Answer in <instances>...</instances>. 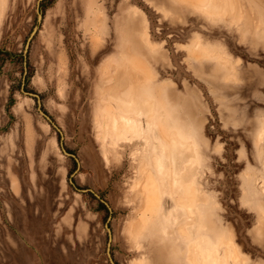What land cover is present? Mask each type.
I'll use <instances>...</instances> for the list:
<instances>
[{
    "label": "rangeland",
    "instance_id": "obj_1",
    "mask_svg": "<svg viewBox=\"0 0 264 264\" xmlns=\"http://www.w3.org/2000/svg\"><path fill=\"white\" fill-rule=\"evenodd\" d=\"M234 1L5 0L0 264H264V0ZM130 65L160 105L131 138L104 75ZM174 128L191 182L148 189Z\"/></svg>",
    "mask_w": 264,
    "mask_h": 264
},
{
    "label": "bare ground",
    "instance_id": "obj_2",
    "mask_svg": "<svg viewBox=\"0 0 264 264\" xmlns=\"http://www.w3.org/2000/svg\"><path fill=\"white\" fill-rule=\"evenodd\" d=\"M198 1H200L198 3V7L202 8V10H204L206 12L205 13L206 15L214 17V18H215V16L225 18L226 16H229L230 13L232 16L233 12H237V7H239L238 4H236V2L234 0H198ZM238 9H240V8H238ZM241 12H239V13H241ZM234 17H235V15H234ZM239 17H238V19H240ZM236 18H237V15H236ZM114 67H115V69H117V71H114V73H112L108 70L104 71L105 72L104 73L105 78L111 79L109 91L112 90L111 92L114 91V93H115V94H112L113 96L110 95L111 97H109V100L114 102L119 109V112H116L115 116L112 115L113 113L111 114V117L113 116V118L112 119L110 118V124L107 123L108 124L107 126H109V128H108L109 132L113 136H118L121 133V131L125 135H127V137L130 136V138L134 137V136L137 137L139 135L143 136L145 134V132L147 131V129H150L154 126L153 118L156 116V110L158 109L157 106L159 107L160 105H158L156 103L157 101L154 99V97H152V95H148L146 93H143L141 96H139L138 87H137L136 83H140V81H142L143 78L141 77L142 75L136 69V67L130 65L131 68L126 69L125 67L121 66L122 69L124 68L123 70L118 69L120 67H116V66H114ZM137 76H138V78H139V76L141 78L138 79ZM129 81L132 82L131 85H129ZM156 104H157V106H156ZM161 112H162V115L160 116L161 125L162 124L165 125L164 124V116L166 117V115H165L166 113H164L163 111H161ZM104 116H105V112H104ZM142 117H145L148 120L146 128L143 127V123L141 122ZM162 130H164V132H163L164 137H165L168 145L170 146V148L167 149V148H163V147L157 145L156 149L161 151L160 152L161 155H160V157L154 159L153 167L156 171L158 178L154 179V181H153L154 183H152L151 177L147 176L145 178L143 183H144L145 187L148 186L147 187L148 189H151V187H153V186L155 188H158V190L162 189V187H165L166 185H168V179L169 178H172V180H171L172 186L173 187L176 186L178 188L179 186H184L189 181L191 182L190 178L193 177V175H192L193 168L191 169V166H192L191 162L192 163L194 162L192 160H194V154H195V152L193 151V149H194L193 143H191V144L187 143L188 146L187 145L184 146V144L186 143L185 142L186 140H184L180 136L178 130L175 128L172 129L171 131H169L167 129H166L167 131L165 129H162ZM189 142H190V140H189ZM187 185H189V184H187ZM158 193L160 194V192H158ZM154 196H155V194L153 193V199L155 198ZM147 201L148 202L151 201V196H150V200H147ZM148 202H147V205H148ZM223 242L224 241L221 240L219 242V245H221ZM217 249L218 248L216 245H212L207 250V252H205V254L209 256V254H211V252H217ZM189 250H190V248H189ZM190 252H191V250H190ZM150 253H151V249H149L148 255H150ZM200 257H202V256H199V259H200ZM206 258L208 259L207 256H206ZM211 258H212L211 261L208 263L207 262L205 263L204 261L201 260V264H217L218 263L219 258L216 255L212 256ZM188 259H190V260L192 259V256H190V254H188ZM234 260H235V258H234ZM193 261L196 262L194 264H200L197 262L196 259H193ZM223 261H221L222 264L227 263V262H225V261L223 262Z\"/></svg>",
    "mask_w": 264,
    "mask_h": 264
},
{
    "label": "crops",
    "instance_id": "obj_3",
    "mask_svg": "<svg viewBox=\"0 0 264 264\" xmlns=\"http://www.w3.org/2000/svg\"><path fill=\"white\" fill-rule=\"evenodd\" d=\"M5 9V0H0V22H1V16Z\"/></svg>",
    "mask_w": 264,
    "mask_h": 264
},
{
    "label": "water",
    "instance_id": "obj_4",
    "mask_svg": "<svg viewBox=\"0 0 264 264\" xmlns=\"http://www.w3.org/2000/svg\"><path fill=\"white\" fill-rule=\"evenodd\" d=\"M36 97V96H35ZM37 98V97H36Z\"/></svg>",
    "mask_w": 264,
    "mask_h": 264
}]
</instances>
